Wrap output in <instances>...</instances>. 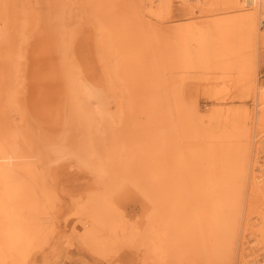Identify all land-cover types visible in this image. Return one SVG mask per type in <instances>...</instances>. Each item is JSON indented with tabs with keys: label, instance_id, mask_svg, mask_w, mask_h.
<instances>
[{
	"label": "bare ground",
	"instance_id": "1",
	"mask_svg": "<svg viewBox=\"0 0 264 264\" xmlns=\"http://www.w3.org/2000/svg\"><path fill=\"white\" fill-rule=\"evenodd\" d=\"M160 1L161 5L169 10L174 2H178L180 7L190 15L226 14L211 18L206 25L201 24L200 21L199 24L193 22L195 19H192V22L188 20L190 22L181 26L178 25L179 27L177 26L173 32L174 43L177 46V52L174 51V53L178 60L175 65H178L176 68L180 73L181 71L191 72L196 66H202L204 69L205 67L216 68L218 71L223 69L222 72L225 69H232L236 73V82L243 87L246 98L250 100L254 96L258 111L253 112L249 109L232 111L230 108L223 107L225 100H220L217 101L220 106H217L215 113L219 120L221 118L231 124L233 130L229 137L240 139L245 147L244 152L241 151L243 152L241 156L246 152L247 156L235 155L237 150H233L235 152L233 156H228L229 142L227 148L223 144L225 147L223 149L218 147V142L216 146L213 141L206 143L204 148L198 143H196L197 146L189 144L190 141L200 142L204 134L207 135L209 131L206 130L208 131L206 133L200 126V133L205 132L202 136L193 129L194 126L191 128L194 131L187 129L185 117L183 118L185 115L181 110L189 108L187 102L183 100V92L181 93V79L178 80L172 75L168 85H164L165 82L160 78L165 69L161 73L157 71L156 65H146L148 58L159 57V52L154 49L160 45L159 41H163L158 37V32L155 34L156 31H154L153 37L150 36L153 40L151 43L146 28L142 26L143 14L142 16L136 14L138 11L131 10L134 7L130 9L131 13L129 12L128 15L127 11L120 7L121 0H46V11L42 9V0H0V22L3 23L0 26V69L3 72L2 65L7 61L6 65L11 70L10 73L8 71L9 76L5 72L8 76L5 78L11 79L6 81L2 78L3 83L0 82V114L5 118V115L9 116L10 111L14 109L21 117H29L28 101L35 98L29 99L30 90L28 88L26 91V86L29 85L28 72L34 65V61L39 65L35 70L38 71L37 74L49 72L47 77L53 82L52 86L47 84V88L50 89L47 91L52 93L53 90H57L55 95L58 97L57 99L53 96L57 112H53L54 108L51 111L50 102H44L41 107L38 104V110H36L37 106L31 107L32 111L38 112L40 121L54 128L49 129L52 130L51 133L49 130L48 133L42 131L43 125L42 127L35 125L38 128L36 133L32 134V129L30 132L28 130L25 132L11 125L13 128L10 130L8 126L2 127L0 122V264L8 262L21 264L23 257L28 253L26 250L30 245L32 246L40 233L38 216H36L39 204L33 197L36 188L34 184L30 186L31 182L38 180V168L32 160H26L34 156L42 161L47 176L51 178L58 175L66 162L71 161L94 172L101 185V191L93 194L88 201L91 205L89 211L91 223L87 224L83 221L82 224L86 228V238L95 244L91 245L95 249L93 251L105 258L115 257L113 264H121L119 260L122 256L118 253L124 250L123 248L131 249L129 255L133 253V260L137 263L164 264L170 253L168 248L171 247L177 252L175 256L179 258V263L199 264L204 257L214 253L218 247H223V250L225 248L229 252L233 246V240L230 239L234 236V232L230 238H225L224 235L225 226L228 223L224 216L228 217L226 213H229L230 218L235 214L237 216L238 204H241L239 201L242 187L240 177L243 174L240 177L238 174L242 173L239 172L242 161L252 170L250 185L253 189H250L264 191V159H260L258 151L264 145V138L257 144L252 136V133L258 130L262 136L264 135V84H260L258 79L261 58L258 56V47L264 44V0ZM140 2L142 4V1ZM73 4L82 9L83 15L77 21L82 22L85 16H90L88 17L90 20L86 18L87 22L89 20L94 25L93 32L86 27L90 31L87 39L95 55L99 51V57L104 61V70H102L105 77L104 85L94 83L87 78V74L89 77L96 76L95 69L98 70V68L94 69L92 66L91 71L81 68L76 57V41L83 27L81 28L79 23L72 25L71 18L66 17L69 15L73 17L71 14ZM81 11H78L76 17ZM44 19L47 20L45 26L42 24ZM169 30H172V27ZM194 44L197 48L193 47ZM36 45L38 47L40 45L38 50L34 48ZM35 52L40 54L36 56ZM112 58L114 60L110 61ZM32 60H34L33 63ZM115 79L127 91L129 101L127 104L120 102L117 109L111 111L108 81L110 84ZM36 84L34 87H37ZM166 105L168 109H165ZM194 107L193 109H197ZM167 111L175 112L174 118L177 120L178 132L174 131L176 126L173 125V116L169 117ZM185 114L189 117L187 112ZM3 118L0 117V121ZM209 118V116L206 117L208 120ZM127 123L130 125V131H126L123 139V130L129 128ZM190 124L191 122L189 123L191 127ZM134 136H139L137 147L140 145L139 148L142 151L140 153L136 150L135 154L143 153L140 165L143 169H148L144 176L134 171L140 167L134 169L129 163L130 160L127 161L126 157L129 155L131 159L133 154L130 155L127 144L122 143L125 139H134ZM221 136L223 140L225 135ZM9 144L10 148H8ZM135 156L141 162L140 156ZM135 156L134 159H136ZM143 186H150L151 193L157 195L156 200H153L155 214L148 215L149 223L144 231H138L136 225V227H125L124 222L121 221L123 218H119L121 222L118 219L114 222L104 219L102 214L104 207L99 196L117 198L138 193L144 195V198L147 194L142 193ZM256 196L258 197L257 194L254 197ZM108 202H110L109 199ZM255 203L257 202H254V205ZM252 211L254 212V208ZM156 213L162 217L157 216ZM253 221H257L261 228H264V211L257 212ZM104 232L109 234L106 236ZM132 261L130 260V264Z\"/></svg>",
	"mask_w": 264,
	"mask_h": 264
},
{
	"label": "rangeland",
	"instance_id": "2",
	"mask_svg": "<svg viewBox=\"0 0 264 264\" xmlns=\"http://www.w3.org/2000/svg\"><path fill=\"white\" fill-rule=\"evenodd\" d=\"M140 1H142V4ZM140 1L138 2V0H136V1L135 0H121L120 7H123V9H125L127 11L128 15L131 13V10L138 11V12H136V14L138 13V15L141 14V16H142V14H143L142 17L140 16L143 20L142 26L144 29L146 28L145 30H147V36L149 35L148 39H150L151 43L153 42V40H151V38L153 37L154 31H156L155 34H157V32H158V37L160 38V40L163 41V42L159 41L160 45L156 46V48L154 49L155 51L159 52V57L155 56L156 58L155 57H154V59L152 58L153 60L151 58H150L151 60L148 58L146 60V62H147L146 65L147 66L156 65L157 71H159L161 73L165 69V71L163 73L164 76L162 74L163 78L159 77L160 79H162V81L165 82L164 85L165 84L168 85L169 80H171L172 75H174L175 78L178 80L181 79V82H182L181 93L183 92L182 93L183 94L182 96L184 98L183 100H185L187 102V107L189 108V109H187V107H186V109L188 111L185 110L184 108H183L184 110L183 109L181 110V112L183 111L182 113H184V115H185V116H183V118L185 117L184 120H186L187 129L190 128L189 129L190 131H192L194 129V130H196V132L200 133L199 127L201 126V129L203 127V131H206V130L209 131V133H207L208 131H206L207 135L204 134L205 132L201 131L200 134L202 136L204 134L205 138L202 137L200 142L194 141V143H193V141L192 142L190 141L189 144H192V145L195 144L193 146H197L199 144L202 148H204L203 146H205L206 143L208 144L209 141H213L216 146H217V142H218V147L222 148V149L225 147L227 148L230 144V147L227 148L229 151L228 156L229 155H230V157L233 156L235 154L234 151L237 150L235 155L239 156V154H240L239 157H243V156L246 157L247 152L244 153L243 156H241V154L244 152L243 150L245 147H244V144L240 142V139H237V138L234 139L235 137L233 138L232 136L229 137V135L231 134L230 132H232V130H233L231 127V124L226 122L225 120H223L221 118L219 120L218 115L215 112H216V109L218 108L217 106L219 105L217 103V101H220V100L221 101L225 100L222 104L223 107L230 108L232 111H239V110H245V109H249L253 112H255L256 110L258 111V109L256 108V104L254 102V96H253V99H250V100H249V98L245 97L243 87L240 86L239 83L236 82L237 75L232 69H229V70L225 69L224 72H222L223 69L218 71V69H216V68H214L215 69L214 70L213 68H206L205 67V69H204V67H202V66H196L193 69V71H191V72L183 73L181 71V73H180V71L176 68L178 65H175L178 63L177 62L178 60H177L176 54L174 53V51L177 52V49H176L177 46H175V43H174V37H175V34L173 33L174 29H177L178 25L181 26V25L185 24L186 22H190L192 19H195V21L193 20V22H196L198 24L201 22V24L203 23V25H206V22L208 24V22L211 20V18L217 17V15L223 16L226 14L222 13V15H221V13H219V14H215V15L210 14V15H205V16L203 14H201L202 16L201 15L197 16L196 14L190 15V14H187V11L183 10L180 7L178 2H174L172 7L169 10V9L165 8L163 5H161L162 3L160 0H140ZM132 2H134L133 4L136 6V9H135V6L132 4ZM135 2L136 3L138 2L139 4L138 3L136 4ZM42 5H43L42 9L46 10L47 9L46 0H42ZM137 6H141V7H137ZM72 7H73V10H72L71 14H73V17L71 15L66 16V17L71 18L70 21H71L72 25L79 23L78 25H81V28L83 27L81 35L79 36V39H77V41H76V45H77L76 57L78 58V61L80 63L81 68L87 69L89 71L92 66H94V69L97 67L98 70L95 69L96 76H90L89 77V75L87 74V78L94 83L104 85L105 77L103 76V72H102V70H104L103 69V66H104L103 62L104 61L102 59H100V57H99L100 52L99 51L95 55V51H94V49H92L93 47L89 44L90 41L87 39V35L90 34L89 32L90 31L93 32L94 25L89 21L90 16H88L89 18L87 16H85L87 19H89L88 22H87L86 18H85V20L83 18L82 22L83 23L85 22V24H83L81 21L78 22L79 19L83 15L82 11H81L82 9H81V7L79 8L78 5H74V4ZM133 7H134V9H131ZM147 7H148V11H147ZM160 9H162L164 12L161 11ZM151 10H153L152 11L153 14H152ZM154 10H155V12L159 11L158 12L159 15L155 14ZM78 11H81V12H79L78 17H76ZM139 12H141V13H139ZM144 13L146 16L144 15ZM200 17H201V19H199ZM147 19H149V20H147ZM188 20H190V21H188ZM46 21L44 19V20H42L43 23L42 22L41 23L44 24V26H45ZM145 22H146V24H145ZM148 22L149 23L151 22L150 24H152V25L148 24ZM159 23H162V25H166V26H162L161 24L159 25ZM155 24L157 25V27H155L156 26ZM2 25H3V23L1 21L0 26H2ZM168 26H169V28H168ZM86 27L89 28L90 31H88V29H86ZM166 27L168 30L166 29ZM171 27H172V30H169V29H171ZM263 29H264V26H263ZM149 30H151V31H149ZM150 32H152V33H150ZM159 33H160V35H159ZM168 33H169V35H168ZM150 36H152V37H150ZM175 40H176V38H175ZM85 44L86 45L88 44V45L86 46ZM193 47L197 48L196 44H194ZM34 48H35V50H38L37 48H40V45H39V47L36 45V46H34ZM171 50H173V51H171ZM46 52H47V50H46ZM39 54L36 53V56H38ZM48 54L50 56V52ZM30 56H31V54H30ZM258 56L261 57L260 58V66L258 68V79H259L260 84H264V44H262L258 47ZM113 60H114L113 58L110 59V61H113ZM33 61L34 60H32V63H33ZM107 61H109V59ZM6 64H8L7 61H5V63H3V65H2V68L5 71L2 69L3 72H1V69H0V78H1L0 82L1 83H3L2 78L6 79V81L11 79L10 77H9V79L5 78L7 75L8 76L10 75L9 73L11 71V70H9L10 68ZM32 65L33 64H31V66ZM38 66L39 65L37 64V62L35 63V61H34V65L32 67H30L29 72H28V74H29L28 79L30 78L28 80V83H29V85L30 84L31 85L29 86L27 83L28 86H26V89H27L26 91H28V88H29V90H30V94L28 92L29 99H31L32 97H33V99L35 98V100L31 99V101H28V105L30 106V108H28V112L30 114H29V117H27V118H29L30 121H29V119L27 120V118H25V116L21 117V115L18 114L16 110L12 109L13 111H10L9 116L5 115L6 116L5 118H3L4 115L2 116L0 114V117L3 118L2 120H4V122L2 120L0 121V122L4 123L3 125L1 123L2 127L8 126L11 130L13 128V127H11V125L12 126L14 125L15 127H19L22 131H25V132H27V130H28V132H30L32 129V134L36 133L37 128L40 126L42 127V125H43L42 131H44L45 133H48L49 129H54V128H51L50 126H48L49 124H47V123L44 124V122L40 121L39 114L37 111L31 110L32 105H33V107L37 106L36 110H38V104H39V107H41L44 102H50L52 104V106L49 107L51 109V111L53 108H54L53 112H57V110H58L56 108V106L54 105V102H53L55 99L54 97H56L58 99L57 95H55V92L57 94V90H53L54 92L48 93V91L50 89L47 88V84H51L53 82L52 80L50 81V79H48V77H47L49 72L47 71L46 73H44V72L39 73V74H41L39 76V74H37L38 71L37 72L35 71V70H37L36 68H38ZM33 67L35 69H33ZM8 71H9V73H8ZM32 71H35V72H32ZM5 72H7L8 74L6 73L7 74L6 75ZM167 72L169 73L168 75L166 74ZM33 73H35V74L33 75ZM35 75H37V76H35ZM38 76H39V78H38ZM35 80H36V82H35ZM40 80L42 81V83ZM32 81L34 82V84ZM35 84L37 87H34ZM44 85H45V87H44ZM57 85H59V84H57ZM49 86H52V84ZM30 87L32 89H30ZM54 89H55V87H54ZM33 93L36 95L31 96V95H34ZM44 98H46V99H44ZM47 98H48V100H47ZM43 99H44V101H43ZM57 99H56V101H57ZM108 99H109V109L111 111H115L120 102H124L127 104L129 101L127 91L124 90V87H122L121 84L116 79L113 82H111L110 84L108 81ZM166 100H168V99L166 98ZM32 101L34 104L33 103L31 104ZM194 106H196V107H194ZM193 107L197 108V109H193ZM200 108H201L202 112H201ZM55 109H57V110H55ZM165 109H168V105L165 106ZM192 109L199 116H196L197 114L194 116L195 113L192 112L193 111ZM195 110H197L198 112ZM199 110H200V112H199ZM174 111H167V113L169 114V117L173 116L172 117V119H174L173 125L175 124V126H176L174 128V131L178 132L179 128H178L177 120H176V118H174L175 117ZM185 111L187 112L189 117H186ZM192 113H194V114H192ZM208 113H210L211 115L215 114V116H210V114H208ZM45 114H47V113L45 112ZM206 115L209 116L211 119L210 118H209V120L206 119V117H207ZM216 117L218 118L219 121L217 120ZM188 118H190L189 121H188ZM9 120H10V122H9ZM199 121L202 122L205 126L202 123H200ZM190 122H191L190 125H192L191 127L189 126ZM128 123H127V125L129 126V128L128 129L125 128L122 132V134H123L122 138L123 139L125 138L124 134L126 133V131H130L129 130L130 129V125H129L130 123L129 124ZM197 124H198V126H197ZM228 124L230 125V127H228L229 126ZM35 125H37L38 127L36 128ZM24 126L26 127V130H25ZM27 126H28V128H27ZM193 126H194V128H193ZM169 127H170V124H169ZM23 128H24V130H23ZM191 128H193V129H191ZM206 128H208V129H206ZM216 128H217V130H216ZM220 130H222V131L220 132ZM51 131L52 130H49V133H51ZM168 133H170V131ZM213 133H214V135H213ZM212 135L216 139H214V137ZM221 135H225V136H223V140L221 139V137H222ZM252 136H254V138H255L254 142L257 144L264 138V135L262 136V134L259 133V130L254 131L252 133ZM138 138H139V136H134V139H132V138L127 139V140L125 139V140H123V142L122 141L121 142L123 144H127V146H128L127 150L130 151L129 154L130 155L133 154V157L131 156L132 157L131 159H129L130 158L129 155L126 157L127 161L130 160L129 163L131 165H133L134 169L137 167L138 168L140 167L139 169H136L139 171H136V170H134V171L136 173H139V174L144 176L148 169L147 168L143 169L140 165L142 163V160H143L142 159L143 153L142 154H139V153L135 154L136 150L140 153L142 152L139 148L140 145H139V147H137L138 143H139V142H137ZM203 139H204V141H203ZM132 140H133V142H132ZM226 140H227V143H226ZM142 142H143V140H142ZM228 142H229V144H228ZM234 142L235 143L238 142L237 143L238 146H237V144L234 145L235 144ZM196 143H198V144H196ZM133 144H135V145H133ZM223 144L225 145V147ZM242 145H243V147H242ZM8 148H10V144L8 145ZM241 151H243V152H241ZM258 151H259V156L261 157L260 159L261 160L264 159V145H262L261 148L258 149ZM135 155H138V157L140 156L141 162L139 161V158H136L137 156H135ZM134 156L136 159H134ZM31 158H28L26 160L27 161H29V159H30V161L32 160L38 168V178H37L38 180L36 182L35 181L31 182L30 186H33V184H34V186L36 188V191L33 194V197H35L37 199V201H38L37 203L39 204V208L36 211V216H38L37 220H38L39 225H40V231H39L40 233H38L37 238L33 243L34 245L33 244H32V246L30 245L29 249L27 248L29 251L26 250V252H28V253L25 254V257H26V255H29V257L28 256L26 257L27 260L25 257H23L21 264H26V263L27 264H113L115 259H116L115 257L110 256V257L105 258V257H102V255H99L95 251H93V250H95L93 247L95 244L89 242L88 238H86V236H85L86 228L84 227V224H82L83 221H84V223H87V224L91 223V219H89L90 218L89 217V214H90L89 211H90L91 205H90V202H88V201H90L93 194L101 191V188H100L101 185H100V183H98L94 172H92L89 168H86L85 166H80L76 162L71 161V162H66L62 166L60 171L58 172V175H56V177H54V178H51V177L47 176L46 168H45L44 164L42 163V161H40L35 156L31 157ZM245 159H247V158H245ZM131 160H132V162H131ZM242 162L244 164L241 163V165L239 167V169L241 170V171L239 170V172L240 173L242 172V173L240 175L238 174L239 177L242 176V174H243V176L240 177V181L242 180L241 181L242 187L240 189V199H239L241 204H238L239 205L238 210L236 211L237 216L235 214L234 217L230 218L231 216H229V213H226L229 218L224 216V218L228 220V223L225 226V234H224L225 238H230V236H232L233 232H234V236H232L230 239L231 241L233 240V243H232L233 246L230 249L232 253L230 252V250L228 252V251H226L225 248H224V250H225L224 251L222 249L223 247H218L215 250L216 253L214 252V253L210 254L209 256H207V253H206L207 257L206 258L204 257L205 260L202 259L201 260L202 263L200 262L199 264H207V263L223 264L224 261H225V263L227 262L226 264H240V263L241 264H254V263L255 264L256 263L257 264L258 263L264 264V261L262 260V259H264V247H263L264 246L263 245L264 244V237H263L264 236V231H263L264 228H261V225L257 221H255V222L253 221L256 218L257 212L259 213L260 211H264V208H263L264 207L263 206V204H264V202H263L264 201V191L263 190H260V191L252 190L253 187H252V185H250L251 184L250 177L252 174V170H251V168L248 167L247 163H245L244 161H242ZM241 166H243V167H241ZM250 188H252V189H250ZM148 190L150 191V186L144 187V189L142 190V193L145 192L144 194L145 195L147 194L146 195L147 197H144L145 199L143 198L144 195L142 196L141 194H138V193H132L131 195H129V194L123 195V196H120L121 198L120 197L112 198V197H105V196L101 197V196H99L101 198V204L104 207V209L102 210L103 213L101 212L103 214L104 219L105 220H111L114 222L117 219H118V221H120V219L123 218L124 220L121 219V221L124 222L123 225L125 227L126 226H128V227H130V226L136 227L137 226L136 229H138V231H140V230L144 231L145 227L149 223L147 220L148 215L150 216L151 214H155L154 213V210H155L154 206L155 205L153 203V200L155 201L157 198V195L152 194L151 191L149 192ZM250 190H252V191H250ZM253 191H255L256 193H254ZM254 194L255 195L257 194L258 197L256 196V198H255ZM43 197H44V199H43ZM260 198L261 199L263 198L262 199L263 201ZM108 199L110 202H108ZM241 199H242V201H241ZM253 199H256V200L254 201ZM105 200H106V202H105ZM240 202H238V203H240ZM254 202H257V203H255L256 206L258 205L257 207L254 205ZM115 204H117L118 206ZM259 204H260V206L262 205L263 207L262 206L260 207ZM85 205H86V207H85ZM112 205H114V206H112ZM152 205H153V207H152ZM110 206H111V208H110ZM247 206H248V208H247ZM105 207L107 209H105ZM86 208H87V210H84ZM151 208H152V210H151ZM253 208H254V212L252 211ZM249 209H250V211H249ZM249 212H251V213H249ZM116 213H117V215H116ZM119 213H121V214H119ZM252 213H254V214L252 215ZM156 214H158V213H156ZM248 214H250V215H248ZM119 215H120V217H119ZM157 216H160V214H158ZM245 216L247 217V219ZM160 217H162V216H160ZM253 217H255V218H253ZM241 219H242V221H241ZM251 223L253 224V226ZM239 224H240V226H239ZM232 228L235 229V231ZM244 228H246V229H244ZM104 234L107 236L109 233L104 232ZM254 234L255 235L257 234V235L255 236ZM257 243H258V245H257ZM91 245H93V246H91ZM253 247H254V249H253ZM123 249L124 250H122L121 252L118 253V254H120V256H122V258H120L119 262L121 264H124L125 263L124 261H126L125 264H130V260L132 261L134 258L132 256L133 253L131 255H129L131 252L130 251L131 249H126V248H123ZM168 249H169L170 253L168 255L167 262L164 264H181L178 262L179 258L177 256H175V255H177L176 254L177 252H175L174 249H171V247ZM233 251H235V252H233ZM253 251L257 252V253H254ZM171 253H172V255H171ZM230 254H231V256H230ZM242 255H243V257H242ZM252 255H253V257H252ZM211 257H212V259H211ZM230 257L233 259H231ZM24 258L27 262L24 260ZM257 259H259L260 261ZM219 260H220V262H219ZM229 260L230 261L232 260L231 261L232 263ZM261 260L263 262H261ZM214 261H216V262H214ZM254 261H256V262H254ZM133 262H134V260L131 262V264H133ZM186 263L187 262H185L184 264H186ZM6 264H12V263L8 262ZM134 264H142V263L141 262H139V263L134 262Z\"/></svg>",
	"mask_w": 264,
	"mask_h": 264
}]
</instances>
